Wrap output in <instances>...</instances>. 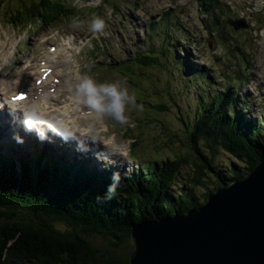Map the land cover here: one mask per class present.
Instances as JSON below:
<instances>
[{"label": "trees", "instance_id": "1", "mask_svg": "<svg viewBox=\"0 0 264 264\" xmlns=\"http://www.w3.org/2000/svg\"><path fill=\"white\" fill-rule=\"evenodd\" d=\"M4 1L1 0V5ZM197 1L210 18L211 35L214 28L225 31L219 36L232 44L227 49L237 55L238 68L230 71L229 79H224V87L212 90L217 84L212 82L207 69L195 67L191 62L193 55L185 47H178L171 37L172 31L166 28L165 40L174 51L171 61L197 83L205 81L203 92L209 87L207 90L212 93H199L196 112L186 123L191 157L154 159L140 162L143 163L140 168L118 171L120 185L111 199H105L103 192L110 183L111 173L117 170L106 165L102 171H96L88 156L74 157L69 162L68 157L43 153L32 161L29 157L35 154L25 152L18 157L11 152L6 157L0 152V264H129L134 224L186 214L204 204L217 189L246 176L264 160V104L258 120L251 119L248 116L251 112L246 110L249 109L247 98L239 94V85H245L251 77L247 73L252 65L246 58V42L242 48L226 31L230 24L225 19L228 7L223 0ZM25 7L19 12L45 25L79 17V12L90 10L79 11L65 0H35L27 12ZM165 13L169 15L170 11ZM157 26V21H151L148 29L152 31ZM175 28L179 34L174 37L189 40L185 29L182 34L180 25ZM179 49L184 56L177 53ZM150 51L133 60L135 66L157 63L156 55ZM129 62L119 65L126 75L135 72ZM137 97L146 110L167 108L160 102L141 101ZM243 109L246 111L242 112ZM153 116H144L150 118L146 128L150 124L156 126ZM128 133L135 135L131 143L134 152L137 145L143 144L144 134L136 135L133 127L123 131L124 135ZM158 137L162 143V137ZM221 154L233 158L219 162ZM102 239L103 244L98 241Z\"/></svg>", "mask_w": 264, "mask_h": 264}, {"label": "rangeland", "instance_id": "2", "mask_svg": "<svg viewBox=\"0 0 264 264\" xmlns=\"http://www.w3.org/2000/svg\"><path fill=\"white\" fill-rule=\"evenodd\" d=\"M223 1L228 7V13L225 15L228 24H230L229 20L244 19L245 21V27L235 30L231 24H227L226 31L229 30L230 37L239 41L242 48L243 42H246L245 52L248 56L246 58L252 65L247 69V73H250L251 77L245 85H239V94L247 98L246 105L249 109L246 110L251 112L248 116L258 120L257 116L261 115V108L264 104V35L261 34V29H264V4L259 3V0ZM31 2H35V0H7L1 5L0 0V38L9 43L10 48L9 59L0 67V86L4 87L6 81L13 82V87L15 86L6 92L3 99L7 100L10 94L18 90H26L25 87L19 85L22 81L25 84L31 81L34 83L38 77L43 76V69L46 68H42V70L40 68L44 66L43 62L49 57L48 55H52L53 57H50L54 59L59 58L60 60L65 57L70 59V64H66L61 70L63 73H72L67 81L69 83H74L77 75L85 73L92 76L97 82L126 81L129 92L138 96V100H151L167 106L163 110L151 107L150 110H146L147 107H143L136 100L141 107H132L131 110L126 111L130 122L134 124V133L136 135L141 132L144 134L143 144L137 145L134 152L131 151V143L134 141L135 135L132 133L123 134V131L129 126L127 124L120 125L110 117H105L103 128L106 130L99 131L98 134L105 138L114 137L120 144V150L127 152L125 157L116 156L111 160H97L98 147L90 146L89 151L78 152L71 142H65L66 145H64V141L59 138H53L55 143L52 144L38 142L41 147L37 153L38 156L43 153L51 156L61 153L64 157L69 158V162L72 161L73 154L75 158L88 156L92 164L98 166V168L95 166L98 171L100 168L105 169V166L108 165L123 172L131 171L132 168H140L143 164L140 162L191 155L190 147H188L189 139L185 131L186 123L188 118L196 112L200 98L199 93L206 95L212 93L208 92L209 87L203 92L205 81L201 83L199 80L197 83L187 71L182 72L180 67L177 68L171 61L174 51L165 40L166 28L172 31L171 37L173 36V39L176 40L178 47H185V50L190 51V54L193 55V58L191 57L192 64L198 69L201 66L207 69L212 76V82L217 84L211 88L212 90L224 87V79H229L230 71L238 68L237 55L227 49L232 44L219 36L225 31L214 28L211 30L214 34L211 35L208 28L210 18L203 12L197 0H98V2L97 0H65L66 3L75 6L79 11L90 8L88 11L79 12V17H76L83 21L80 27L71 26V18L45 25L19 12L23 5L28 7ZM27 7H25L26 12ZM166 10L170 11L169 15L165 13ZM93 15H99L105 19L104 32L107 33L106 36L101 34L94 36L89 31L88 20ZM151 21L158 22V26L152 31L148 29V24ZM177 25H180V29L183 30L182 34L184 29L186 30L185 36L187 35L189 40L180 41L174 37L179 34V29L175 28ZM169 26L174 29H170ZM211 36L215 37L211 38ZM52 46L55 48L58 46V54H53ZM164 46L169 47L170 50H166ZM4 47L7 48L6 44ZM150 49L149 53L156 55L158 62L147 67L135 66L133 60L142 58L143 53ZM177 53L184 56L180 49ZM127 60L135 67L134 74L126 75L119 70L121 62ZM23 67L27 74L20 77V80H16V74ZM42 79L40 78V80ZM62 86L65 87L59 89V93L51 99V102L56 99L61 102L69 101L68 84L65 82ZM246 110L243 109L242 112ZM146 114L154 115L156 126L150 124V127L146 128L145 123L150 119H144ZM78 123L83 125L84 119L80 118ZM138 125L142 126L141 132ZM96 128H101V125L97 124ZM13 130L21 131L19 127H12V129L9 128V131L4 132L7 134L1 135L0 133V152L6 157L11 152L21 157L17 151H19V147L23 148V144H16L12 140L11 132ZM29 135L25 134L24 136L25 138L31 136L35 139L33 145L37 144L35 136ZM158 136L162 137V143ZM25 138L24 143L27 142ZM27 145V149L30 150L29 142ZM25 154L30 155V152ZM232 158L221 154L219 162L224 160V162H229ZM29 159L33 161L34 156H30ZM98 241L102 244L105 242L103 239Z\"/></svg>", "mask_w": 264, "mask_h": 264}, {"label": "water", "instance_id": "3", "mask_svg": "<svg viewBox=\"0 0 264 264\" xmlns=\"http://www.w3.org/2000/svg\"><path fill=\"white\" fill-rule=\"evenodd\" d=\"M131 238L129 264H264V160L186 214L134 224Z\"/></svg>", "mask_w": 264, "mask_h": 264}, {"label": "clouds", "instance_id": "4", "mask_svg": "<svg viewBox=\"0 0 264 264\" xmlns=\"http://www.w3.org/2000/svg\"><path fill=\"white\" fill-rule=\"evenodd\" d=\"M259 3L264 4V0H259ZM82 24L83 21L79 18H71V26L80 27ZM105 26V19L99 15H93L88 20V29L94 36L97 34L106 36ZM261 34L264 35V29H261ZM66 83L70 93L68 99L79 112L80 118L84 119L83 125L78 123L76 118L70 117L63 108L50 110L47 103L48 94L44 92H39L30 101L20 105L10 103L9 111L13 123L18 124L24 134L34 135L41 143H51V138L57 137L66 143L71 142L78 152H87L90 146L98 147L97 160L127 156V152L120 150V144L114 137L105 138L98 134L99 131L106 130L103 128L105 117H110L120 125L134 127L126 111L141 106L137 104L135 94L129 92L126 81L97 82L85 73L77 75L74 83L67 81ZM97 124L101 125V128H96ZM11 138L16 144L24 143V136L18 131L13 130ZM120 182L121 174L113 171L103 197L111 199ZM97 199H100V194L97 195Z\"/></svg>", "mask_w": 264, "mask_h": 264}, {"label": "bare ground", "instance_id": "5", "mask_svg": "<svg viewBox=\"0 0 264 264\" xmlns=\"http://www.w3.org/2000/svg\"><path fill=\"white\" fill-rule=\"evenodd\" d=\"M5 44H6L7 48L4 47ZM57 51H58V46L55 48L53 54H55V55L58 54ZM9 52H10L9 43L4 42L2 40V38H0V67L2 66V64H4L6 62L7 59H9V57H8V55H10ZM48 56L49 57L46 58L44 66L47 67L46 70H48V69L50 70V73L47 75V77L45 79L42 80V82L39 85L36 82H37V79L41 78V77H38L34 83H32V81H31V82H28L27 84H25V82L22 81L19 84L20 86H23L26 89L25 91L28 94V97L26 99H24L22 101H13L10 99L11 96L12 95L14 96L17 94V93H13V94L9 95V97L7 99L8 101H7V100L3 99V96L6 94V92H8V90L10 88L13 87V82L6 81L7 83H4L5 84L4 87L0 86V109L4 108V111H5V108L7 109V106H9L10 103H14L16 105L26 103V102L30 101L33 96H36L39 92H44V93L48 94L47 103L49 105L50 110L63 108L64 111L69 113L70 117L76 118V120L78 122L80 119L79 112L74 109V106L70 103V101L64 100L61 102L60 100L56 99L54 102H51V99L56 97L57 96L56 94L59 93V89L65 87V86L63 87L62 84L65 83L66 81H68L72 75V73L70 74V72L63 73V71H61V70H63V67L66 64L67 65L70 64L69 63L70 59L65 57V58H61L59 60V58H57V59L52 58L53 57L52 55H48ZM50 56H52V57H50ZM26 72L27 71H26L25 67H23V69H20L18 74H16L15 79L20 80V77L22 78V76L24 77L27 74ZM55 78H58L57 82H59V83L53 82V79H55ZM65 105H67V107H64ZM70 106H72V107H70ZM70 108H72V109H70ZM7 116L10 118L12 116L10 114L9 109L6 110L4 113H0V133H2V131H4L6 127H7V129L10 128L9 125L7 126V122L9 120V118ZM24 138H25V136H24ZM53 138H57V137H52L51 140ZM26 144H27V142H25V146H26ZM64 145H66L65 142H64ZM26 148H28V146H26ZM95 166H97V165H94V167ZM97 168H98V166H97ZM95 170L98 171L96 169V167H95Z\"/></svg>", "mask_w": 264, "mask_h": 264}, {"label": "snow or ice", "instance_id": "6", "mask_svg": "<svg viewBox=\"0 0 264 264\" xmlns=\"http://www.w3.org/2000/svg\"><path fill=\"white\" fill-rule=\"evenodd\" d=\"M20 98H23V97H20Z\"/></svg>", "mask_w": 264, "mask_h": 264}]
</instances>
